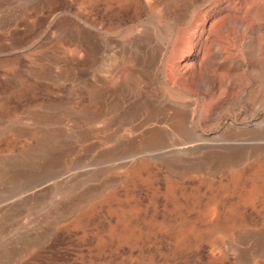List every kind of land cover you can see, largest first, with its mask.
Listing matches in <instances>:
<instances>
[{
	"label": "rangeland",
	"instance_id": "1",
	"mask_svg": "<svg viewBox=\"0 0 264 264\" xmlns=\"http://www.w3.org/2000/svg\"><path fill=\"white\" fill-rule=\"evenodd\" d=\"M0 264H264V0H0Z\"/></svg>",
	"mask_w": 264,
	"mask_h": 264
},
{
	"label": "crops",
	"instance_id": "2",
	"mask_svg": "<svg viewBox=\"0 0 264 264\" xmlns=\"http://www.w3.org/2000/svg\"><path fill=\"white\" fill-rule=\"evenodd\" d=\"M104 42V41H103ZM86 48H87V44H85ZM105 60V58L102 59V61ZM110 64V63H109ZM103 66L102 67H93L90 72H84V73H80V72H76V76L78 75H85L87 76L91 81H95L97 82L96 80H98L97 76H100V75H103V77H107L109 76L110 77V71H104L103 72ZM106 70V69H105ZM103 73V74H102ZM70 76L72 77V73L70 74ZM111 78H110V82H111ZM109 82V81H108ZM110 88V86H108V89ZM105 90V89H103ZM107 91V90H105ZM255 239L252 240V242H254Z\"/></svg>",
	"mask_w": 264,
	"mask_h": 264
}]
</instances>
